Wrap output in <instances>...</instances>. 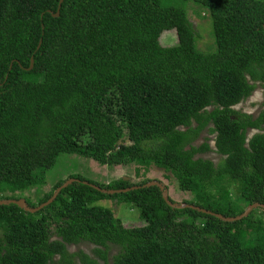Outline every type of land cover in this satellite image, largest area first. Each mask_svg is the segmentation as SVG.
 I'll list each match as a JSON object with an SVG mask.
<instances>
[{"label": "trees", "instance_id": "1", "mask_svg": "<svg viewBox=\"0 0 264 264\" xmlns=\"http://www.w3.org/2000/svg\"><path fill=\"white\" fill-rule=\"evenodd\" d=\"M60 1L0 0V200L46 185L67 153L157 168L192 194L184 203L227 218L264 205V109L257 117L234 109L264 88V0H188L210 13L217 50L208 54L196 47L187 11L163 0H64L54 17ZM206 130L214 149L208 139L195 145ZM209 152L218 165L196 157ZM71 177L37 213L0 205V264H48L55 255L59 264H78L77 256L100 264L68 253L81 242L107 264L99 247L109 245L120 248L112 264H264L261 208L226 222L170 207L158 186L144 187L149 178ZM64 183L27 203L40 206ZM90 184L139 188L111 195ZM106 199L139 210L144 224L125 227L97 205Z\"/></svg>", "mask_w": 264, "mask_h": 264}, {"label": "rangeland", "instance_id": "2", "mask_svg": "<svg viewBox=\"0 0 264 264\" xmlns=\"http://www.w3.org/2000/svg\"><path fill=\"white\" fill-rule=\"evenodd\" d=\"M163 2L164 4H166L165 6H175L187 11L188 18L195 27H193V29L196 36V47L200 52L206 54L216 52L217 46L213 34L212 20L207 9L202 8L196 3L188 0H163ZM197 8L202 9L197 12ZM168 34L173 35V33L171 32L164 33L161 37V40L163 39V42L161 41L162 45H167L169 36L166 35ZM171 42L173 44L170 43L168 44L169 46L165 47H170V45L174 46L177 43V39L172 40ZM263 94L264 88L261 86V84H257V88L252 96L234 107V109L241 113L257 117L264 109V107L262 106L264 97ZM254 133L255 131L250 132L249 137L251 138ZM207 137H209L208 130H206L203 135H201L200 139L195 143V145H202L206 141ZM210 139L208 140L212 145V148L214 149L215 143ZM196 157L211 160L216 165H218L221 161V157L215 152L201 154ZM155 169L150 170L148 173V169L146 167L136 165L134 163L113 166L103 165L89 157L61 153L58 156L55 165L52 168L48 169L46 172V185L32 188L24 194L18 192L16 194L9 195H13V197H16V200H20L23 198L25 200L28 199L33 203H38L39 200H41L46 194L53 191L55 185H57L59 182L65 181L66 183L70 179H73L72 177L69 178L70 176L79 175L87 181L95 182L101 185H107L110 182H113L120 178H124L125 180L127 179L131 182H140L145 178H149L153 180V182H160L165 185L169 192V198H171L176 203H184V201L192 199V194L190 192L182 191L179 188L177 181L173 177L172 179H168L164 173L159 172L157 168ZM116 200L117 199H106L98 202L97 205L111 209L116 217L121 218L124 226L127 228L142 226L144 224V221L140 218L139 210L130 207L128 204H119ZM71 250L75 251L77 250V247H72L70 249V252ZM118 251L119 249L115 248L112 251V254L115 255L118 253ZM86 252L92 254V247H87Z\"/></svg>", "mask_w": 264, "mask_h": 264}, {"label": "water", "instance_id": "3", "mask_svg": "<svg viewBox=\"0 0 264 264\" xmlns=\"http://www.w3.org/2000/svg\"><path fill=\"white\" fill-rule=\"evenodd\" d=\"M64 0H61L60 1V5H59V9H58V12L53 16L54 17H59L60 15V8L63 4ZM41 45V43H40ZM40 48V46H39ZM33 64H34V61L32 59V62H31V67L30 69L33 67ZM127 180V179H126ZM76 181V179H70L69 181H67L66 183H64L62 186L58 187L53 196L45 203L41 204L40 206L36 207V208H33V207H30L29 204L27 203V201L25 199H20V200H16V199H9V200H0V205H10V204H15L17 205L19 208L27 211V212H31V213H37L38 211L44 209L45 207L49 206L50 204H52L55 199L57 198V196L61 193V191L65 188H67L69 185H71L72 183H74ZM85 184H89L87 182H84ZM93 188L99 190V191H102V192H105V193H108V194H111V195H114V194H120V193H127L129 192L130 190H136L138 189L139 187H133V188H128V189H124V190H104V189H101L100 187L96 186V185H92L90 184ZM153 186H158L159 189L161 190L162 192V195H163V198L165 200V202L172 208L174 209H183V208H191L193 210H196L198 212H202L206 215H210V216H215L217 217L218 219L220 220H223V221H226V222H236V221H240V220H243L244 218L248 217L250 215V213L254 210V209H258V208H261L264 210V205L263 204H260V203H255L253 205H250L244 213H242L241 215L237 216V217H232V218H227V217H224L223 215L221 214H216V213H213L212 211H209V210H206V209H203L199 206H195V205H190V204H186V203H174L170 200L169 198V192H168V189L165 185H163L162 183L160 182H150L148 183L147 185H145L144 187H153Z\"/></svg>", "mask_w": 264, "mask_h": 264}, {"label": "flooded vegetation", "instance_id": "4", "mask_svg": "<svg viewBox=\"0 0 264 264\" xmlns=\"http://www.w3.org/2000/svg\"><path fill=\"white\" fill-rule=\"evenodd\" d=\"M252 131H255V130L251 129V130L248 131V139H250V137H249V133L252 132ZM255 133H256V131H255ZM255 133H254V134H255ZM202 135H203V134H202ZM210 137H211V139H210ZM214 138H215L214 135H209V137H207V139H210V140H213V141H214ZM214 143H215V142H214ZM89 246L92 247V254H89V253L86 252V249H87V247H89ZM72 247H77V250H75V251H72V250H71V252H70V249H71ZM99 248L102 249L103 251H105V252L107 253V255H108V264H112V263H113V257L116 256V255L120 252V248H119L118 246H116V245H109L107 248H103V247H99ZM115 248H118L119 251H118L117 254L114 253L115 255H113V254H112V251H113ZM96 249H97V246H95V245H93V244H90V243H87V242H81V243H78V244H76V245H68V246H67V251H68V253H70V254H77V253H79V252H83V253L87 254L88 256H90L91 258H93L94 260H97L98 263H100V264H107L102 258H100L98 255L95 254V250H96ZM110 255H111V256H110ZM73 259H74V261H75L76 263H78V264H82V260H81L78 256L75 257V258H73ZM61 260H62L61 255H55V256H54V260H53V262H50V263H48V264H59V263L61 262Z\"/></svg>", "mask_w": 264, "mask_h": 264}]
</instances>
